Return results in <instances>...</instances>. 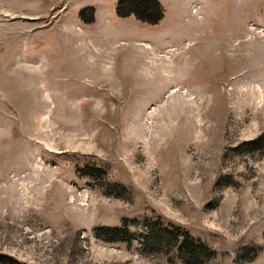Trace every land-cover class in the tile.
Here are the masks:
<instances>
[{"label":"rangeland","instance_id":"rangeland-1","mask_svg":"<svg viewBox=\"0 0 264 264\" xmlns=\"http://www.w3.org/2000/svg\"><path fill=\"white\" fill-rule=\"evenodd\" d=\"M118 2L0 0V264H264V0Z\"/></svg>","mask_w":264,"mask_h":264},{"label":"trees","instance_id":"trees-1","mask_svg":"<svg viewBox=\"0 0 264 264\" xmlns=\"http://www.w3.org/2000/svg\"><path fill=\"white\" fill-rule=\"evenodd\" d=\"M116 14L121 19L134 17L143 24L157 26L165 18V9L160 0H119L116 6ZM81 17H85L84 11H82ZM252 146L255 147L254 149L260 150L264 146V136L252 143ZM110 233L113 237H120L126 234L122 228H113ZM173 233L177 232L174 231ZM173 233L168 228L153 225L151 226V235L147 244H151V238L166 237L172 239L175 236ZM181 236L183 237L179 250L183 253L195 257L198 256L197 254L208 255L212 252L204 243L195 240L189 233H182Z\"/></svg>","mask_w":264,"mask_h":264}]
</instances>
